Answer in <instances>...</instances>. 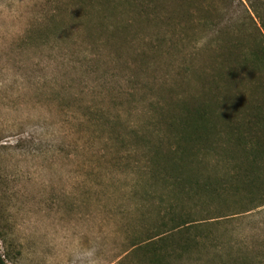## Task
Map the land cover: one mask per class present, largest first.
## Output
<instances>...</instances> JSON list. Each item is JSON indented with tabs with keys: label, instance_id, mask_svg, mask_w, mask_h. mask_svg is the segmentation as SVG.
I'll return each instance as SVG.
<instances>
[{
	"label": "rangeland",
	"instance_id": "obj_1",
	"mask_svg": "<svg viewBox=\"0 0 264 264\" xmlns=\"http://www.w3.org/2000/svg\"><path fill=\"white\" fill-rule=\"evenodd\" d=\"M77 4L0 0L6 264H264V208L142 243L171 204L147 145L169 138L161 114L170 99L195 95L183 61L198 43L176 14L110 37L103 25L72 17ZM249 81V100L232 102V125L248 120L251 99L264 109V86ZM229 150L237 163L243 152L234 140Z\"/></svg>",
	"mask_w": 264,
	"mask_h": 264
},
{
	"label": "trees",
	"instance_id": "obj_2",
	"mask_svg": "<svg viewBox=\"0 0 264 264\" xmlns=\"http://www.w3.org/2000/svg\"><path fill=\"white\" fill-rule=\"evenodd\" d=\"M76 7L72 17L101 24L117 39L176 14L198 43L196 56L183 61L185 78L197 80V91L170 99L161 114L169 138L147 145L171 204L142 243L155 246L199 230L224 213L228 218L263 209V101L251 99L247 121L232 125L229 118L233 100H249L250 79L255 89L264 86V0H78ZM234 82L239 88L233 93ZM171 104L178 113L170 112ZM232 140L243 152L237 163L230 155ZM197 197L204 201L193 204ZM213 211L217 216L196 217ZM154 256L156 261L155 251ZM0 264H6L1 252Z\"/></svg>",
	"mask_w": 264,
	"mask_h": 264
}]
</instances>
